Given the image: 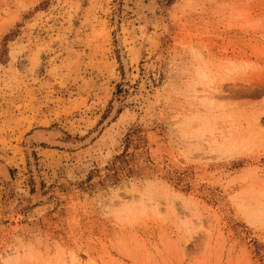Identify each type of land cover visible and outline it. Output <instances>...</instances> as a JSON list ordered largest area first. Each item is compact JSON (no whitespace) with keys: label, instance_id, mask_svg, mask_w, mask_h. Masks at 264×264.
<instances>
[{"label":"rangeland","instance_id":"obj_1","mask_svg":"<svg viewBox=\"0 0 264 264\" xmlns=\"http://www.w3.org/2000/svg\"><path fill=\"white\" fill-rule=\"evenodd\" d=\"M0 162V264H264V0H0Z\"/></svg>","mask_w":264,"mask_h":264},{"label":"bare ground","instance_id":"obj_2","mask_svg":"<svg viewBox=\"0 0 264 264\" xmlns=\"http://www.w3.org/2000/svg\"><path fill=\"white\" fill-rule=\"evenodd\" d=\"M119 49H120V47H119ZM120 51V50H119ZM120 57H121V62H122V65H123V68H124V70L126 71V61H125V59L123 58V55H122V52L120 51ZM112 113L110 114V115H112L113 114V110L111 111ZM40 132H42V130H40ZM38 133V132H37ZM95 133H93V134H91V136H93ZM39 135V138L40 137H42L43 135H41V133L39 134H37L36 136H38ZM31 137H33V136H35L34 134L33 135H30ZM91 136H89L88 137V139L91 137ZM46 137V136H45ZM45 137L43 136L42 138H41V140H45ZM30 139V138H29ZM31 140V139H30ZM30 140H28V138H27V141H30ZM88 141V140H87ZM53 144V143H52ZM78 144V143H77ZM58 145H60V146H67V145H71V144H68V143H58ZM30 153L28 152L27 153V155L29 156V161H30V164H31V168H32V171H34V167H33V164H32V159H31V156L29 155ZM35 172V171H34ZM33 172V175H34V177L36 178V176H35V173ZM0 177H1V181H3L4 183H7V184H9V185H11L10 184V174H9V170H8V168H7V166L4 164V163H2V162H0ZM36 180V179H35ZM9 187V186H8Z\"/></svg>","mask_w":264,"mask_h":264}]
</instances>
